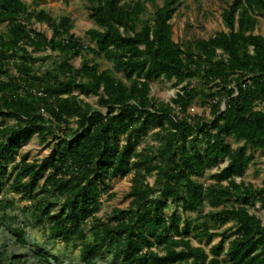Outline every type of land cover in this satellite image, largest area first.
<instances>
[{"label": "trees", "instance_id": "16d2710c", "mask_svg": "<svg viewBox=\"0 0 264 264\" xmlns=\"http://www.w3.org/2000/svg\"><path fill=\"white\" fill-rule=\"evenodd\" d=\"M145 1L87 0L96 25L87 31L95 43L90 46L70 32V16L57 19L45 9L31 11L24 0H0V24L6 22L0 35V193L8 186L25 200L23 210L36 223L79 247L82 264L106 256L109 264H264V223L249 210L258 202L264 212V185L236 180L253 160L246 150H264V108L256 107L264 101V35L254 33L264 0L229 2L221 13L227 30L188 47L172 36L178 0H149L150 18L143 17ZM32 20L46 23L51 38L32 28ZM30 47L55 52L56 63L37 71L34 61L45 56ZM85 52L101 54L123 78L85 59L76 68L71 58ZM158 77L184 83L170 102L151 95ZM196 81L203 85H192ZM81 94L97 96V106ZM196 97L210 100L211 120L188 114ZM152 127L159 146L137 151ZM35 133L56 136L55 147L40 162H28L26 154L17 159ZM227 136L243 144L233 148ZM222 158L227 163L212 174L213 183L194 178ZM129 173V207L97 216L106 180ZM170 204L174 210L165 215ZM206 204L219 208L206 219L232 220L235 233H214L207 221L193 225L178 212L196 213ZM13 206L0 197V228L23 241V230L12 227L15 218L1 213ZM215 236L221 239L212 244ZM192 240L210 245L209 251ZM36 254L43 257L41 249Z\"/></svg>", "mask_w": 264, "mask_h": 264}, {"label": "rangeland", "instance_id": "374dc122", "mask_svg": "<svg viewBox=\"0 0 264 264\" xmlns=\"http://www.w3.org/2000/svg\"><path fill=\"white\" fill-rule=\"evenodd\" d=\"M24 1L29 5L31 11L45 9L57 19H59L61 15L70 16L72 25L70 32L76 35L85 45L95 46L94 41L89 35H87L89 29L96 27L90 16L87 0ZM153 1L155 4L160 5L163 0ZM231 1L233 0H178L177 8L171 19L172 36L174 40L182 42L185 47H188L196 39H207L218 31H226L227 28L224 25L221 13L223 8ZM145 6L146 12L143 17L150 18L154 10L153 3L147 0L145 1ZM257 19L258 22L254 33L264 35V17L258 15ZM31 26L36 30L44 32L48 38H51L53 32L46 23L32 20ZM5 31L6 22H2L0 24V35ZM29 50L33 55L39 57L45 56L43 61H34L33 64L37 71H43L46 67L54 65L57 61L55 52H52L49 49L39 51L33 50V48L30 47ZM83 59L89 61L90 64L98 63L100 70L106 68L111 69L117 76L123 78L122 72L114 70L112 63L106 60L101 54L95 55L91 52H85L81 56L76 55L72 57L70 61L76 68H78ZM11 71L15 73L14 68H12ZM183 85L184 83L176 84L175 79L167 80L163 77L154 78L151 80V95L158 100L170 102L172 98L176 97ZM192 85L202 86L203 84H199V81H196ZM80 96L83 100L97 106V96L83 94ZM187 111L191 117L199 116L206 120L212 119L209 99L205 100L201 97L194 98ZM177 112L180 111L177 110ZM12 122H14L13 119L7 120L8 124ZM70 126H74V123L72 122ZM157 130V127H152L142 136L137 146V151H141L147 147L156 149V147L159 146L158 136L156 134ZM56 140V136L47 134L45 139H43L40 135L35 133L30 140L20 148L17 159H19L22 154H26L28 162H40L55 147ZM226 140L233 148L243 144L242 141H237L232 136H227ZM246 152L253 155V160L249 163L244 174L241 177H237L236 180L251 183L256 188L260 189L264 185V150H252L249 148ZM226 163L227 159L222 158L218 166L197 174L194 178L204 185H209L210 183H213V179L211 178L212 174L224 167ZM10 167L11 164L7 165L8 172L11 171ZM14 177L15 173L13 172L11 181H13ZM132 178L133 173H129L124 176H115L106 180V183L109 185V190L108 192L101 191L99 194L101 204L97 216L106 219L111 214L114 207L121 209L129 207L132 197L129 196L128 193L133 184ZM154 180L155 173L153 172L147 176V181L152 185ZM40 183H42V179H40ZM0 197L13 201L14 206L1 210V213L13 216L15 220L12 223V227H20L25 233L24 240L21 241L9 230V228H0V264H42L41 261L44 256L49 259V264H82L79 257V247H74L55 239L51 236L48 227H46L45 224L36 223L29 213L23 210L26 201L22 200L18 194L12 192L8 186H5L2 188ZM218 209L219 208H214L209 204H206L196 213H184L180 208H178V212L182 217L191 219L193 225H200V227H202V223L207 221L210 231L214 233H220L223 231H226L229 234L235 233V224L232 220L220 224L211 219H206L205 215L208 212L216 211ZM53 210H55V208ZM173 210L174 204H170V206L164 208L162 212L165 215H169ZM249 210L260 217L264 223V212L260 208L258 202H256L255 208L249 207ZM89 224L90 223L88 222V225ZM220 239V236H215L212 244L217 243ZM192 244L196 246L204 245L203 243H198L196 240H192ZM204 247L206 251H209L210 245H204ZM39 249L43 251L42 258L38 257L36 254V251ZM110 261L111 258L106 256L105 258H98L94 264H109Z\"/></svg>", "mask_w": 264, "mask_h": 264}, {"label": "built area", "instance_id": "2783aa9c", "mask_svg": "<svg viewBox=\"0 0 264 264\" xmlns=\"http://www.w3.org/2000/svg\"><path fill=\"white\" fill-rule=\"evenodd\" d=\"M256 107L263 109L264 108V101L260 102Z\"/></svg>", "mask_w": 264, "mask_h": 264}]
</instances>
